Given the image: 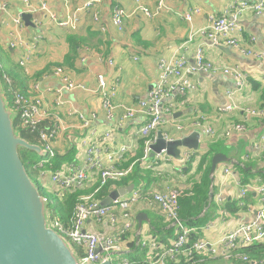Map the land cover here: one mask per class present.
I'll return each instance as SVG.
<instances>
[{
	"label": "crops",
	"instance_id": "obj_1",
	"mask_svg": "<svg viewBox=\"0 0 264 264\" xmlns=\"http://www.w3.org/2000/svg\"><path fill=\"white\" fill-rule=\"evenodd\" d=\"M87 1L29 0L28 8L19 0H0V54H3L0 55V70L3 71V66L12 76L13 80L10 79L14 81L15 90L41 99L47 113L41 124L44 130L57 125L58 135L51 141V152L60 158L67 155L71 158V162L63 163L60 168L67 169L71 163H81L84 155L81 142L88 137L90 142L99 146L104 166H108L107 159L111 156L120 169H131L126 178L112 183L116 188L107 191L105 199L111 192L131 185L122 186L121 183L133 174L135 168L140 170L141 179L137 185L133 184V190L141 187L138 190L141 192L139 201L132 208L134 227L130 234L121 237L123 244L115 253L114 260L124 258L130 262L146 260L147 263L148 253L155 257L156 253L172 244L174 230L164 219L160 206L152 201V195L170 189L179 190L181 194L190 193L194 184L200 182L201 171L208 164L211 168L215 155H222L228 161L216 166L213 177L209 171V199L210 207L214 209L211 212L214 226L205 228L206 224L201 227L197 240L216 243L240 224L253 220L259 209V197L249 191L244 198H239V191L242 187L250 189L253 185L264 184V153L256 149L257 145L264 144V119L249 114L262 107L264 16L247 11L238 18L241 33H236V36L240 47L261 54L260 59H254L233 47L213 46L200 33L208 26L210 16H223L232 3L241 0H101L93 7L79 11ZM159 1L162 8L156 15L147 17L138 10L146 8L153 13ZM42 3L46 5L44 10H41ZM114 7L121 8L126 14L121 30L112 25ZM192 9H198L199 13L191 21H186L184 14ZM95 13L97 23L93 20ZM22 15L30 16L29 26ZM17 17L22 27L13 23ZM199 49L205 61L216 71H197L191 76L195 86L193 90L185 95L175 92L163 101L164 108L171 106V113L158 130L167 141L198 132L199 148L197 151L181 149V161L164 153L161 161L149 158L151 167L144 166L140 162L141 139L136 135L144 118L137 115L122 120L124 109L145 99L156 86L160 60L186 55L188 64L193 66V57ZM2 56L7 65L3 64ZM235 65L246 78L243 88L221 71ZM58 68L74 86L73 90H61L59 97L56 91L63 87V83L54 75ZM99 77L106 83L108 91H114L112 104L115 109L110 119L102 108ZM254 82L260 85L258 89ZM36 85L37 90L34 89ZM56 98L60 105L52 110V101ZM79 114H93L96 118L88 128H82ZM235 125L242 126V130L232 131L226 137V131ZM203 128L213 130V134L205 136ZM108 131L111 136L104 141L103 135ZM157 132L152 134L155 139ZM185 152H190L189 162L183 159ZM207 152H211L210 155L207 156ZM237 165L240 168L245 166L246 170L239 172ZM225 170H228V175L224 174ZM90 181L83 189L65 195L75 192L80 196L91 195L97 180L92 178ZM44 189L52 192L51 188ZM130 193L120 198H127ZM103 200L98 201L101 203ZM228 208H236L237 211L233 213ZM86 229L93 233L114 232L106 222H90ZM142 243L147 246L142 247ZM205 257L209 260L201 264H232L220 257Z\"/></svg>",
	"mask_w": 264,
	"mask_h": 264
},
{
	"label": "built area",
	"instance_id": "obj_2",
	"mask_svg": "<svg viewBox=\"0 0 264 264\" xmlns=\"http://www.w3.org/2000/svg\"><path fill=\"white\" fill-rule=\"evenodd\" d=\"M19 1L30 8L29 0ZM100 1L89 0L78 10L83 11L84 9H89ZM45 8L46 5L42 3L41 10ZM161 8L162 3L159 1L153 13L146 8H139L138 10L145 16L151 17L156 15ZM247 11L252 12L256 16H264V0H251L250 2L241 0L232 3L223 16H210L208 26L200 33L213 46L224 45L233 47L239 49L247 57L260 59L262 56L259 52L252 51L249 48H241L240 41L236 36V33H241L238 18ZM198 13V9L188 10L184 14V19L191 21V18ZM125 16L124 10L119 7H114L112 9V25L118 30H121ZM93 20L96 23L98 22L96 13L93 14ZM13 23L17 27L23 26L19 17L15 18ZM60 25H65V23H60ZM250 41L252 42L253 39ZM193 60V66L188 64L186 55H180L169 60H160L157 64L160 75L156 86L147 93L145 99L140 100L133 107L124 109L122 120H129L137 115H142L144 118V123L136 134L139 139L145 140L142 157L140 159L141 164L144 166L151 167V163H149L150 146L155 142L152 134H155L159 130L164 124L166 116L171 113V106L164 108L163 101L175 92H178L180 95H185L188 91L193 90L195 86L191 81V76L197 71H216L215 67L205 61L202 50L200 49L196 51ZM109 63L111 64V62ZM20 65H23V62H20ZM221 71L223 74L232 77L237 82L239 88L244 87L245 77L241 73L239 66L235 65L230 68H223ZM62 73L61 68H58L54 72V75L60 77L63 83V87L56 91L58 97L61 94V90L74 89L73 84ZM3 78L7 85V92L12 97V108L10 110L17 115L19 126L35 133L41 144L40 147L46 153V157H53L54 153L51 152V141L58 135L57 125L53 124L49 130H44L41 124L47 116V113L42 106L41 99L37 96L26 95L15 90L10 79L5 75ZM37 88V85L34 86L35 90ZM98 90L99 94L102 95V108L110 119L115 109L112 104L114 91L112 89L110 91L107 90V85L101 77L98 78ZM59 105V99H54L52 101V110H56ZM249 114L264 119V107L262 110L250 111ZM95 118L93 114L89 116L78 115V120L82 128H88ZM241 130L242 126L235 125L228 129L225 135L228 137L232 131L239 132ZM202 133L209 137L213 134V130L203 128ZM110 136L111 132H106L103 135V140H108ZM81 146L84 150V155L80 164L71 163L67 166V169L66 167H61L54 172L42 170L46 163L43 160L36 166L40 170L39 181L41 186L51 188L52 193L59 198L63 197L67 192L83 189L91 182L90 180L92 178L97 180L92 194L82 196L80 202L75 205L71 228L65 229L62 224L57 222L54 224V227L57 228L55 231L68 240L72 246L75 245L81 248L83 256L79 259L84 263L100 264L108 260L110 264H140L130 262L127 259L114 260V255L121 250L123 244L121 237L130 234L134 227L132 222V208L138 203L141 193L138 190H133L127 198L119 197L113 200L108 206H102L99 201L93 199L110 182H117L126 178L131 173V169H120L115 165L114 158L111 156L107 159L108 166H104L102 164L99 146L90 142L88 137L84 138ZM256 149H260L264 153V144L257 145ZM163 154L164 152H161L160 154L154 155L153 158L161 161ZM183 159L189 162L191 160L190 152H185ZM228 173V170L224 171L225 175H228ZM249 191L255 192L260 200L259 209L255 217L250 222L240 224L235 230L226 233L216 243H210L205 239H199L191 243L190 236L191 234L197 233L198 229L185 225L178 216V197L181 191L170 189L164 193L158 192L153 194L152 201L160 206L164 219L174 230L175 239L167 249L156 253L155 257L151 253H148L147 263L170 264V262H177L181 256L189 259L195 253L202 257H220L227 263L237 261L238 264H247L249 262L247 255L238 254L236 251L255 243L264 242V184L253 185L250 189L242 187L239 191V198H244ZM90 222L94 224L106 222L113 228L114 232L107 234L88 231L86 227ZM210 226L207 224L205 228H209ZM145 246L147 244L142 243V247ZM217 248L220 249L219 253L217 252ZM232 250L236 253H233ZM252 264H256V262Z\"/></svg>",
	"mask_w": 264,
	"mask_h": 264
},
{
	"label": "water",
	"instance_id": "obj_3",
	"mask_svg": "<svg viewBox=\"0 0 264 264\" xmlns=\"http://www.w3.org/2000/svg\"><path fill=\"white\" fill-rule=\"evenodd\" d=\"M27 26L29 15H22ZM13 113L7 106L0 84V264H90L82 262L72 245L47 221L48 201L41 197L39 188L28 176L18 154L26 150L39 158L46 153L38 145L22 139L13 126ZM200 134L167 141L161 131L150 146V158L164 152L177 161L182 160L181 149L197 151ZM222 155L211 160L210 176L216 166L227 162ZM213 180V178H211ZM134 189L131 184L111 192L100 204L108 206ZM100 264H110L108 260Z\"/></svg>",
	"mask_w": 264,
	"mask_h": 264
},
{
	"label": "trees",
	"instance_id": "obj_4",
	"mask_svg": "<svg viewBox=\"0 0 264 264\" xmlns=\"http://www.w3.org/2000/svg\"><path fill=\"white\" fill-rule=\"evenodd\" d=\"M2 70H0V84L3 85V94L5 97V100L7 102L8 108H12V97L11 95L7 92V85L4 81L3 76H7L9 79L12 76L4 69L2 66ZM11 81V84L13 87H15L14 81ZM246 82V78H245ZM256 89L259 88V84L253 83ZM16 88V87H15ZM262 100V107H260L258 110H262L264 107V88H262L261 91V96ZM13 126L15 128V131L18 133V135L27 141L30 144L38 145L40 146V142L37 138V135L35 133L30 132L27 129H23L19 126L18 124V118L14 117L13 121ZM144 139L140 141V147H141V153H143V144H144ZM210 151L212 150L211 147H208ZM207 156L210 155L211 152H207ZM20 160L28 174V176L31 178L34 176V174L37 175L36 182L38 184L39 191L45 189L41 186V183L39 181V169L36 167L40 161H44L45 166L42 170L45 171H51L54 172L56 170L60 169V166H62L63 163L66 162H71V158L69 155L60 158L56 155L53 157L47 156L44 158H39L36 154L29 152V151H24V150H19L18 152ZM206 156V157H207ZM141 158V157H140ZM139 158V159H140ZM206 159V158H205ZM204 159V160H205ZM202 163L201 162L199 166V172L202 168ZM210 164H208L202 171V177L200 179L199 183H195L194 186L192 187V190L190 193H180L178 197V205H179V211H178V216L179 218L184 222L185 225L191 227V228H196L200 229L204 225L208 224L214 216L211 213L210 210V199H209V185H210V178H209V168ZM236 169L243 173L246 169L245 166L244 168H240L239 165H237ZM140 170L138 168H135L133 171V174H131L126 180H124L121 185L126 186L127 184H134L137 185L138 180L140 178ZM32 179V178H31ZM115 182H111L110 184L107 185L100 193L95 195L93 197L94 200H103L107 196V191H111V189L116 188V184H112ZM115 185V186H114ZM138 190L141 189V187L137 188ZM140 192V191H139ZM52 193V192H51ZM141 193V192H140ZM52 196V199L48 201V206H47V221L49 226L56 230L57 228L54 227L55 223H60L63 225V228L65 229H70L72 226V217H73V212H74V207L76 204L80 202V199L82 198V195L80 196L79 192L71 193L64 195L60 199L59 197L55 196L53 193L50 194ZM59 199V200H58ZM47 200V199H46ZM229 211L235 213L237 211L236 208L230 209L228 208ZM199 237L198 231L195 234H191L190 236V241L191 243L196 241ZM68 241V240H67ZM69 242V241H68ZM76 255L80 258L83 256L82 250L80 247L77 246H72ZM233 253L238 252V254H245L248 257L249 262L247 264H252L256 262V264H264V242L261 243H255L252 244L251 246L248 247H243L238 249L236 252L232 250ZM209 260L207 257H202L199 256V254L193 253L189 260L184 259L182 256L177 262H170V264H201L205 263ZM133 263H140L144 264L146 260L143 262H134ZM233 264H238L237 261H232ZM147 264V263H145Z\"/></svg>",
	"mask_w": 264,
	"mask_h": 264
},
{
	"label": "rangeland",
	"instance_id": "obj_5",
	"mask_svg": "<svg viewBox=\"0 0 264 264\" xmlns=\"http://www.w3.org/2000/svg\"><path fill=\"white\" fill-rule=\"evenodd\" d=\"M0 55H3V54H0ZM1 59H2V62H3V64L4 65H7V63H6V60H5V57L4 56H2L1 57ZM13 121H14V116H13V119H12ZM227 137V136H226ZM21 150H23V149H21ZM25 151V150H24ZM18 152H19V150H18ZM32 179V181L35 183V185L38 187V184H37V180H36V178H37V175L36 174H34V176H32L31 177ZM40 192V195H41V197H43V198H45V199H47V201H50L51 199H52V196L50 195L51 193L49 192V191H47V189L44 191V190H40L39 191ZM60 199H62V198H60ZM59 200V199H58ZM210 210H211V212H214L213 210L214 209H212L211 207H210ZM219 215V214H218ZM213 220V219H212ZM212 220H211V223H210V225L212 226V228H213V226H214V223H212ZM236 229V228H235ZM234 229V230H235ZM121 259H124V258H121Z\"/></svg>",
	"mask_w": 264,
	"mask_h": 264
}]
</instances>
